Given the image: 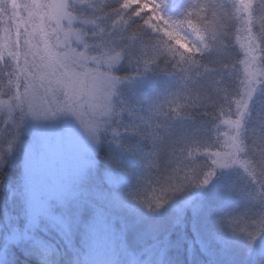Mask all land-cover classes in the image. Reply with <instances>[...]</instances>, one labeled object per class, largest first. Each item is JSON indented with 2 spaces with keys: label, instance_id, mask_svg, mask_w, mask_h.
<instances>
[{
  "label": "snow or ice",
  "instance_id": "snow-or-ice-1",
  "mask_svg": "<svg viewBox=\"0 0 264 264\" xmlns=\"http://www.w3.org/2000/svg\"><path fill=\"white\" fill-rule=\"evenodd\" d=\"M145 6L150 8L151 19L167 21L164 0H150ZM214 8L225 28L216 37V47L210 49L215 69L204 67L201 73L196 60L180 69L185 92L195 94L197 99L202 93L212 95L213 103L203 113L209 121L191 129L171 125L166 132L153 127L150 121H143V127L134 122L124 126L125 132L151 143L152 150L147 154L149 173L164 175L167 181L158 190L153 189L149 201H142L149 208L163 207L172 194L187 186H207L218 169L239 164L249 177L253 176L250 161L239 158L244 149L238 130L259 86L264 85V0H236L235 17L227 0H217ZM196 12L193 9L188 13L186 22L190 26L194 24L190 17ZM240 15L243 27L236 30V41L244 53L243 59H239L231 32L232 20ZM112 20L109 8L94 10L75 0H0V24L6 25L0 44V107L7 109V119L3 121L7 127L0 129V148L12 150L26 114L39 119L71 113L93 140L107 123L105 118H119L127 113L135 121L136 113L122 102L117 106L113 101L122 78L101 71L106 65L111 67L122 61V53L116 49L127 43L119 32L101 26ZM191 51L200 53L198 48ZM178 109L179 105L177 112ZM112 133L120 136L116 128ZM221 134L226 139L221 140ZM260 140L264 144V137ZM218 145L222 150L196 155L197 147L210 149ZM261 152L264 162V147ZM136 154L145 159V155ZM249 184L234 190L243 200L259 205L260 211L244 220L240 233L234 229L231 233L255 242L264 232V182L257 180L255 190ZM157 191L159 195H155ZM217 224L228 228L226 217H219ZM260 255L264 256V249Z\"/></svg>",
  "mask_w": 264,
  "mask_h": 264
},
{
  "label": "trees",
  "instance_id": "trees-1",
  "mask_svg": "<svg viewBox=\"0 0 264 264\" xmlns=\"http://www.w3.org/2000/svg\"><path fill=\"white\" fill-rule=\"evenodd\" d=\"M185 7L186 0H164V12L170 17L175 18ZM236 24L231 27L232 43L239 53V59H242V50L234 38ZM208 58L211 59V56ZM117 70L118 76L131 74L124 63ZM131 77L137 81L125 89L121 102L136 114L143 112L148 99L166 90L176 91L180 88V81L174 75L157 73ZM235 98L233 96V99ZM224 108L227 111V105H224ZM232 110H235L234 104ZM209 119L200 116L195 120H176L172 125L176 128L191 129ZM133 122L135 121L127 113H123L119 124L121 137L118 142H110L99 148L96 154L97 167L90 173L80 191L81 199L91 204L89 208L84 207L82 215L105 211L116 216L117 220L122 218L125 222L126 245L135 256L144 259L151 248L162 247L161 258L151 264H264V256L260 255L264 249V232L257 237V244L251 251L252 242L242 235L233 236L231 233L233 229L240 233L245 227L244 220L260 211L259 205L243 200L234 190L244 184L241 176L243 167L235 168L230 173L217 174L207 186L190 187L175 193L172 200L155 214L136 205L127 197V190L135 183V174L143 170V159L139 156L133 159L123 150V146H131L142 155L152 150L151 143L146 139L124 131V126ZM261 122H264V92L258 101L252 104L247 126L258 128ZM221 128L223 129V125ZM215 138L213 135V140ZM26 139L20 129L18 140L12 150L7 152L5 162L0 168V226L3 225L4 210L10 205L14 213L16 210L17 203L13 199L21 180L22 148ZM218 150H222L219 145L210 149L197 147L196 155L203 156L207 151ZM113 161H119V165ZM153 175L148 173L143 178L144 188L141 190L140 199L145 194L149 199L153 197V192L148 190ZM155 195H159V192ZM219 217H226L228 228L217 224ZM53 244L55 251L53 245L31 244L25 251L18 252L9 264H38L39 257L52 258L56 253L60 254L63 264L86 263L82 256L87 250L78 243V238L75 237L72 244L65 240H58Z\"/></svg>",
  "mask_w": 264,
  "mask_h": 264
},
{
  "label": "rangeland",
  "instance_id": "rangeland-1",
  "mask_svg": "<svg viewBox=\"0 0 264 264\" xmlns=\"http://www.w3.org/2000/svg\"><path fill=\"white\" fill-rule=\"evenodd\" d=\"M5 26L0 24V44L3 43ZM239 26L237 23L235 40ZM121 66L122 63L113 68L114 75L118 76L117 69ZM136 81L131 77L118 85L117 95L113 97L117 106L125 89ZM263 92L264 85H260L250 102V115L252 104ZM121 116L105 118L107 123L97 133L99 143L93 141L71 113L62 112L39 119L24 118L20 129L27 139L22 148L21 180L13 199L17 206L15 213L11 205L4 210L3 225L0 226V264L11 263L18 252L25 251L31 244L54 245L58 240L72 244L75 237L80 245L86 247L82 258L87 264H151L154 260L159 261L161 246L151 248L144 259L129 250L124 239L125 222L122 218L117 220L116 216L105 211L82 215L84 207L89 208L91 204L81 199L80 191L97 167L99 148L115 143L112 129L120 132ZM0 117L2 128L7 127L3 123L7 116L0 114ZM120 137L121 133L118 139ZM232 170L235 168L218 169L212 179ZM257 241L251 243L250 251Z\"/></svg>",
  "mask_w": 264,
  "mask_h": 264
},
{
  "label": "clouds",
  "instance_id": "clouds-1",
  "mask_svg": "<svg viewBox=\"0 0 264 264\" xmlns=\"http://www.w3.org/2000/svg\"><path fill=\"white\" fill-rule=\"evenodd\" d=\"M75 2L87 4L94 10L109 8L113 12V20L101 26L107 27L109 31L119 32L127 40L126 44L116 49L122 53V61L111 65V67L106 65L101 71L113 74V68L124 63L130 69L131 74L120 76L122 81L130 79L131 76H148L157 73L174 75L180 81L178 90H166L148 99L143 112L136 114L134 125L143 127V121H150L153 127L159 128L161 132H166L176 120H195L203 116L206 107L213 103L212 95L202 93L201 98L197 99L195 94L185 92L183 90V74L180 69L189 67L190 60L199 61L201 73L204 67L209 70L215 69V64L208 58L212 55L210 49L216 47V37L225 31L221 18L214 8L217 0H186L184 11L175 18L165 13L167 21L151 19L150 8L145 6L150 0H75ZM227 2L232 10V16L235 17L236 0H227ZM193 9H196L197 12L190 17L194 21V24L190 26L186 21L189 19L188 13ZM232 23H238L240 27H243V15L233 19ZM192 48L200 49V53L191 51ZM170 51L174 54L170 55ZM182 56L183 60H181ZM178 101L182 103H178ZM178 105L180 106L179 112L176 110ZM124 107L127 108L125 105ZM0 114L7 115V109L0 107ZM28 116L31 115H25V117ZM249 118L250 113L248 112L238 130L239 141L244 149L239 153V158L250 161L249 171L253 173V176L249 177L244 170L241 172V176L244 184H249L251 181L249 187L255 190L253 186H256L257 180L264 182V162L261 159V148L264 147V144L260 140L261 137H264V122H261L258 128H249L247 126ZM93 141L99 143V136L97 135ZM113 141L118 142V137L113 135ZM123 150L133 159L137 158V152L131 146L124 145ZM6 154V150L0 148V168L5 162ZM147 154L142 160V172L135 174V183L127 190L126 195L136 205L155 214L162 207L159 209L147 207L142 202L149 201L147 194L142 199L139 198L141 190L144 188L143 178L149 173ZM116 162L113 161L114 164ZM231 168L240 169L236 165ZM166 182L164 175H153L148 190L153 191L154 188L158 190L159 185ZM190 187L197 186H187L184 190ZM53 250L55 251L54 245ZM38 264H63V262L60 259V254L56 253L52 258L39 257Z\"/></svg>",
  "mask_w": 264,
  "mask_h": 264
}]
</instances>
